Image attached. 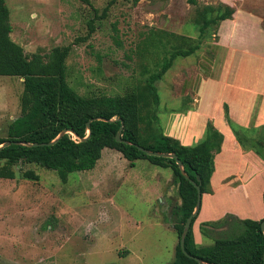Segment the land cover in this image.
Wrapping results in <instances>:
<instances>
[{
    "label": "rangeland",
    "instance_id": "1",
    "mask_svg": "<svg viewBox=\"0 0 264 264\" xmlns=\"http://www.w3.org/2000/svg\"><path fill=\"white\" fill-rule=\"evenodd\" d=\"M4 1L9 10L11 40L27 55H47L55 47H69L67 82L79 94L90 96L122 95L143 83L148 74L158 70L169 50L186 47L180 46V38L198 40L193 25L197 8L218 3L231 6L235 11L232 21L212 27L198 51L177 57L155 83L159 97L156 111L161 133L172 136L174 130L167 126L166 119L187 114L196 118V110L189 106L191 96L183 94L193 90L200 93L207 107L204 114L211 110L207 114L214 121H207L196 133L190 129L186 141L191 140L192 146L203 141L208 126L222 123L228 127L226 132L244 152L236 155L240 165L234 167L241 171L239 181L249 189L247 197L253 211L246 210L245 205L229 208L240 216L261 215L264 142L261 147V142L253 140L257 128L240 126L234 122L235 115L230 118L228 114L226 120L224 114L239 94L238 87L247 82L255 92L264 79V0H197V6L187 0H140L136 5L132 0ZM111 1L114 3L109 5ZM105 8L106 16L98 19ZM90 21L94 31L89 34ZM148 38L151 42L147 43ZM221 40L231 43L226 68L218 61V55L225 54ZM223 77L236 83L225 88ZM22 81L0 77L1 138L21 115ZM189 127L195 126L188 124L176 131L183 135ZM3 165L0 161V167ZM12 170L13 179L0 178V264L173 262L179 241L174 209L181 200L169 168L146 159L130 167L119 152L104 149L93 169L70 173L66 182L56 171L34 164H17ZM26 172H32L36 179L26 178ZM230 181L227 178L224 182ZM227 216L244 220L227 213L212 222ZM202 218L199 214L192 226L197 245H210L229 231L227 224L214 226L211 237H205L199 226Z\"/></svg>",
    "mask_w": 264,
    "mask_h": 264
},
{
    "label": "trees",
    "instance_id": "2",
    "mask_svg": "<svg viewBox=\"0 0 264 264\" xmlns=\"http://www.w3.org/2000/svg\"><path fill=\"white\" fill-rule=\"evenodd\" d=\"M139 1L132 0V4L136 5ZM113 3L111 1L109 5ZM187 3L193 6L198 4L197 0H187ZM106 12L107 8L98 19L105 17ZM234 13L231 6L223 3L197 8L193 18V25L198 31L196 42L180 38V46L186 47L169 50V56L162 58L157 71L148 74L143 83L127 89L122 95L90 96L79 94L67 82L65 61L69 47H55L47 55H27L21 46L11 40L9 10L5 1L0 0V77H17L23 80L21 115L9 125L7 136L0 137V145L7 141L49 143L63 130H71L76 135V139H73L69 133L63 134L51 146L10 144L1 148L0 161H4V165L0 167V178L13 179L14 165L34 164L56 171L61 181L66 182L70 173L93 169L104 149L119 152L130 167L134 166L135 161L146 159L172 171L181 200L180 205L174 209L177 217L174 230L179 239L197 199L196 188L190 181L199 184L202 194L209 193L208 186L214 169L213 158L220 151L223 135L207 125L208 134L205 139L189 147L163 135L156 111L159 97L155 83L171 68L177 57H188L198 51L209 30L218 27L223 21L231 20ZM93 31L94 25L90 21L89 34ZM150 39H147V43L151 42ZM115 41L120 45L119 41ZM225 112V119L228 120L227 108ZM89 121L90 135L86 138V125ZM121 123L123 127L120 139L127 144L116 141ZM256 133L253 140L261 142L262 147L264 127L257 129ZM235 136L241 139L240 136ZM136 146L151 152L175 154L187 178L182 175L175 160L145 155ZM24 176L36 179L32 172H26ZM262 201L264 204V190ZM196 218L197 215L185 237L184 252L178 241L174 260L170 264H264V235L260 228L264 218L256 221L227 216L216 222L201 223L200 232L209 238L214 226L223 227L227 224L229 227L227 233H222L206 246L194 242L192 226Z\"/></svg>",
    "mask_w": 264,
    "mask_h": 264
},
{
    "label": "crops",
    "instance_id": "3",
    "mask_svg": "<svg viewBox=\"0 0 264 264\" xmlns=\"http://www.w3.org/2000/svg\"><path fill=\"white\" fill-rule=\"evenodd\" d=\"M224 3L225 0L223 1ZM235 16V13L233 14V17ZM232 17V19H233ZM226 20V21H232ZM226 21H223L222 23H225ZM231 43H227L224 40H221L220 47L223 51L222 55H218V61L219 64H223V67L226 68V65L229 64L230 57H231V49L229 54V48ZM221 50V51H222ZM220 59V60H219ZM218 64V65H219ZM261 77H264L261 75ZM224 78V77H223ZM225 83H223V87L230 88L233 82V79H230L229 77L224 78ZM262 84L259 87V89H255V92L252 91V88L247 86V82L244 83L245 85L238 87L239 94L237 93V96L233 97V101L229 102V117L232 118V115H235L236 119L234 120L235 123L239 124L240 126H247L249 128H260L264 127V79H261ZM192 82V81H191ZM189 82V84L191 83ZM236 83V82H235ZM191 89L190 87H188ZM193 90V89H192ZM199 92V91H198ZM191 96V101L189 100V106L191 109L196 110V118L189 117V115H184L174 118H167L166 124L171 129L174 130V135H168L167 137H171L175 140H177L181 145L183 146H192L191 140H187V135L189 134L190 129L194 131L193 133H196L198 130L201 131V129H204L205 124L207 121H214L208 114H210V111L204 114L205 110V101H201L200 93L195 92V90L190 91L189 93L185 92L183 95ZM221 109V108H220ZM219 109V110H220ZM207 110V107H206ZM188 124H193L195 127H192L187 130H185V134H178L184 127ZM226 124V123H225ZM216 130H218L223 135V142L221 145L220 152L215 154L214 156V173H212L210 182H209V193L202 194L201 198V206L198 211L197 217L199 214L203 215V218L200 220L199 226L201 223L205 222H212L213 220H216L220 217L225 216L227 213H232L238 216L240 219H246L248 217L252 218L253 220L259 221L264 218V209L261 210V215L258 217H252V216H240L237 212H235V208H244L247 210L249 208V211H253L252 207L249 204L248 200V193L249 189L245 186L244 181H239L241 178V171L238 167H234V165H240V160L236 158V155L240 157V155L244 154L241 150L238 149V146L235 142V140H232V136H230L227 132L225 125L221 123V125L214 127ZM177 130V131H176ZM228 130V129H227ZM176 132V133H175ZM226 132V133H225ZM180 135V136H179ZM232 140V142L230 141ZM234 141V142H233ZM193 142V141H192ZM198 142H195V144ZM264 167V166H263ZM264 169V168H263ZM233 172V173H232ZM232 173V174H231ZM230 179V182H224L226 179ZM264 187L261 188L260 192V202L262 205V193H263ZM226 208H234L231 209H223L222 207ZM254 214V212L252 213ZM198 226V227H199ZM195 239V237H194Z\"/></svg>",
    "mask_w": 264,
    "mask_h": 264
},
{
    "label": "water",
    "instance_id": "4",
    "mask_svg": "<svg viewBox=\"0 0 264 264\" xmlns=\"http://www.w3.org/2000/svg\"><path fill=\"white\" fill-rule=\"evenodd\" d=\"M91 121H89L86 125V128H87V137H89L90 135V129H89V123ZM122 123H121V126L120 128L118 129V132L116 134V141L117 142H122L124 144H127L126 141L124 140H121L120 139V135H121V131H122ZM66 133H69L70 135H72L73 139H76V135L73 131L71 130H63L59 136L52 142H49V143H41V144H27V143H23V142H10V141H7L5 142L4 144L0 145V149L3 148V147H6V146H9L10 144H14V145H25V146H51L53 145L58 139L59 137H61L63 134H66ZM84 140V139H83ZM136 148L144 153L145 155H148V156H153V157H162V158H169V159H173L175 160V164L179 167V169L181 170L182 172V175L187 178V176L185 175V173L183 172V169H182V164L180 162L179 159H177L176 155L175 154H163V153H159V152H151V151H148L146 149H144L143 147H140V146H136ZM197 181H199V177H197ZM194 187L196 188V191H197V199H196V204H195V208H194V211L193 213L187 218L185 224H184V227H183V230H182V234L180 235V238H179V245H180V248L182 250V252H184V242H185V237L191 227V224H192V220L194 218V216H196L198 214V211L200 209V206H201V198H202V193H201V190H200V187H199V184H196L194 181H190ZM260 228H261V231L264 235V221L261 222V225H260ZM264 259V257H263ZM195 260L199 263H202L199 259L195 258Z\"/></svg>",
    "mask_w": 264,
    "mask_h": 264
}]
</instances>
